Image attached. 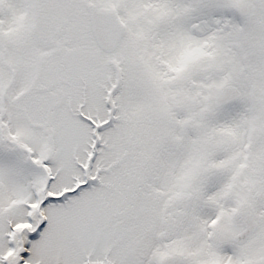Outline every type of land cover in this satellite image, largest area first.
<instances>
[{
    "label": "snow or ice",
    "instance_id": "snow-or-ice-1",
    "mask_svg": "<svg viewBox=\"0 0 264 264\" xmlns=\"http://www.w3.org/2000/svg\"><path fill=\"white\" fill-rule=\"evenodd\" d=\"M0 264H264V0H0Z\"/></svg>",
    "mask_w": 264,
    "mask_h": 264
}]
</instances>
